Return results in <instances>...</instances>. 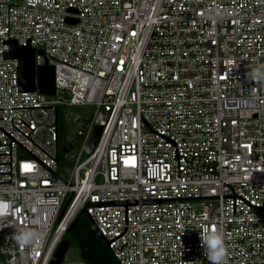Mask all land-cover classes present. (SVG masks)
<instances>
[{
    "label": "built area",
    "instance_id": "2783aa9c",
    "mask_svg": "<svg viewBox=\"0 0 264 264\" xmlns=\"http://www.w3.org/2000/svg\"><path fill=\"white\" fill-rule=\"evenodd\" d=\"M262 63L264 0H0V264H50L83 209L119 264H209L206 227L264 264Z\"/></svg>",
    "mask_w": 264,
    "mask_h": 264
},
{
    "label": "water",
    "instance_id": "95a60500",
    "mask_svg": "<svg viewBox=\"0 0 264 264\" xmlns=\"http://www.w3.org/2000/svg\"><path fill=\"white\" fill-rule=\"evenodd\" d=\"M38 53L41 54L42 52L38 51ZM34 56V49L28 46H19L15 41L9 42V51L5 54V57L7 58H16L18 60V82L20 90H38L41 93L53 95L55 93L54 68L53 66L47 64L36 67L34 65ZM68 129L70 132L71 125ZM100 131L101 127H96L94 129L86 149L87 153H91L93 151L99 138ZM82 213L86 214L85 209L80 212V214ZM76 219L68 228V231L73 227ZM102 239L106 247H108V242L103 237ZM69 246V240L64 238L56 249L50 264H61L65 254L68 252Z\"/></svg>",
    "mask_w": 264,
    "mask_h": 264
},
{
    "label": "trees",
    "instance_id": "16d2710c",
    "mask_svg": "<svg viewBox=\"0 0 264 264\" xmlns=\"http://www.w3.org/2000/svg\"><path fill=\"white\" fill-rule=\"evenodd\" d=\"M64 238L69 240L70 244L74 241L80 260L85 264H119L90 218L84 213L77 217Z\"/></svg>",
    "mask_w": 264,
    "mask_h": 264
},
{
    "label": "clouds",
    "instance_id": "9594fccd",
    "mask_svg": "<svg viewBox=\"0 0 264 264\" xmlns=\"http://www.w3.org/2000/svg\"><path fill=\"white\" fill-rule=\"evenodd\" d=\"M250 76L253 81L264 82V65L254 67ZM36 237V233L30 230H21L16 236V240L20 245H27ZM199 240L203 249V255L209 264H225L227 256V247L224 237L219 230L212 227H206L199 230Z\"/></svg>",
    "mask_w": 264,
    "mask_h": 264
},
{
    "label": "rangeland",
    "instance_id": "374dc122",
    "mask_svg": "<svg viewBox=\"0 0 264 264\" xmlns=\"http://www.w3.org/2000/svg\"><path fill=\"white\" fill-rule=\"evenodd\" d=\"M262 65H264V63H262ZM79 257V251H78V247L75 246L74 241H72V243L69 246L68 252L65 254L64 256V262H70L72 260H77Z\"/></svg>",
    "mask_w": 264,
    "mask_h": 264
},
{
    "label": "snow or ice",
    "instance_id": "6c2138e0",
    "mask_svg": "<svg viewBox=\"0 0 264 264\" xmlns=\"http://www.w3.org/2000/svg\"><path fill=\"white\" fill-rule=\"evenodd\" d=\"M130 163H133V162L132 161H128V160L125 161V164H130ZM24 167H25V170H29L30 169L29 165H25Z\"/></svg>",
    "mask_w": 264,
    "mask_h": 264
}]
</instances>
